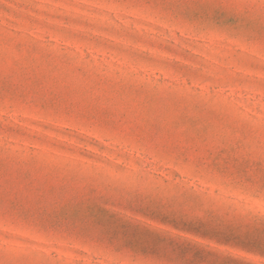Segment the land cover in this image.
Instances as JSON below:
<instances>
[{
  "label": "rangeland",
  "instance_id": "rangeland-1",
  "mask_svg": "<svg viewBox=\"0 0 264 264\" xmlns=\"http://www.w3.org/2000/svg\"><path fill=\"white\" fill-rule=\"evenodd\" d=\"M207 5L0 0V264H264V0Z\"/></svg>",
  "mask_w": 264,
  "mask_h": 264
},
{
  "label": "snow or ice",
  "instance_id": "snow-or-ice-1",
  "mask_svg": "<svg viewBox=\"0 0 264 264\" xmlns=\"http://www.w3.org/2000/svg\"><path fill=\"white\" fill-rule=\"evenodd\" d=\"M231 2H233V0H224L223 3L217 2V0H208L207 6L220 9L222 11H226ZM240 2H243V0H240ZM249 182L252 183V181H249ZM260 198L262 201V212H261V217H260V224L262 227H264V182L261 183ZM170 264H181V262L175 261V262H170Z\"/></svg>",
  "mask_w": 264,
  "mask_h": 264
}]
</instances>
